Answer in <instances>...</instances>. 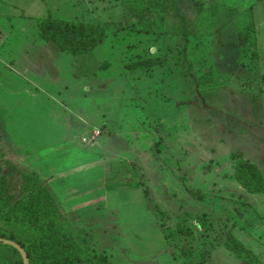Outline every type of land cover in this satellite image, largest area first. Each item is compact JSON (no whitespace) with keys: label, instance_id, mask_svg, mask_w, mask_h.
<instances>
[{"label":"rangeland","instance_id":"1","mask_svg":"<svg viewBox=\"0 0 264 264\" xmlns=\"http://www.w3.org/2000/svg\"><path fill=\"white\" fill-rule=\"evenodd\" d=\"M165 7L191 35L134 32L117 0H0L1 173L11 192L36 177L111 264H244L222 247L230 234L264 264V195L229 179L232 153L264 174V0ZM46 17L106 35L79 63L40 36ZM200 212L209 227L182 239Z\"/></svg>","mask_w":264,"mask_h":264},{"label":"trees","instance_id":"2","mask_svg":"<svg viewBox=\"0 0 264 264\" xmlns=\"http://www.w3.org/2000/svg\"><path fill=\"white\" fill-rule=\"evenodd\" d=\"M117 1L123 3L133 17L131 30L134 32L149 33L155 36L192 34V30L184 29L181 22L170 24L165 0ZM39 34L42 38L51 41L59 51L69 54L79 63L92 54L106 35L104 28L96 24L89 25L50 17L43 18L39 22ZM246 42L247 39L242 38L241 43ZM163 62L164 58H156V63L162 64ZM238 65L240 68L246 66L242 63ZM81 67L74 68L75 76L85 75L82 74ZM128 67L136 69L137 65L133 64ZM209 81V77L202 80L203 84ZM229 157L233 161L229 179L249 194L264 195V174L258 166L245 161L238 154L232 153ZM1 163L0 153V222L18 226L29 237L27 241H23L18 239L13 232L0 229V238L20 244L26 252L29 264H111L104 252L96 253L90 246V235L72 230L60 204L47 188L40 187L36 177L23 173L18 189L11 192L7 185L6 175L1 173ZM117 185L108 183L106 188L114 190ZM130 186L135 185L130 184ZM209 223V215L200 212L193 225L181 224L176 230L182 239L187 238L193 241L198 231L205 233ZM222 247L234 259L244 264H258L259 262V258L235 235L230 234ZM0 248H4L11 256V264H22L19 253L13 247L0 243ZM215 248L214 244L211 252ZM183 255L188 258L190 253L185 250Z\"/></svg>","mask_w":264,"mask_h":264},{"label":"water","instance_id":"3","mask_svg":"<svg viewBox=\"0 0 264 264\" xmlns=\"http://www.w3.org/2000/svg\"><path fill=\"white\" fill-rule=\"evenodd\" d=\"M0 243L13 247L19 253V255H20L21 259H22V264H29L26 252L20 246V244H18L17 242H14L12 240L5 239V238H0Z\"/></svg>","mask_w":264,"mask_h":264},{"label":"crops","instance_id":"4","mask_svg":"<svg viewBox=\"0 0 264 264\" xmlns=\"http://www.w3.org/2000/svg\"><path fill=\"white\" fill-rule=\"evenodd\" d=\"M258 4H259V2H257ZM5 17H7V16H4V18ZM1 20V19H0ZM1 22V21H0ZM2 23V22H1ZM1 51H2V49H0V55H1V57H2V54H1ZM1 61V60H0Z\"/></svg>","mask_w":264,"mask_h":264}]
</instances>
